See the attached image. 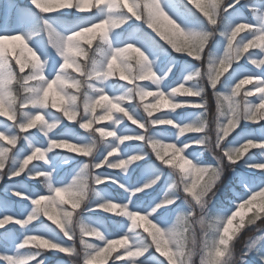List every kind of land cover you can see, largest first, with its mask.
<instances>
[{
  "label": "snow or ice",
  "instance_id": "obj_1",
  "mask_svg": "<svg viewBox=\"0 0 264 264\" xmlns=\"http://www.w3.org/2000/svg\"><path fill=\"white\" fill-rule=\"evenodd\" d=\"M29 3L0 21V264H264V235L236 251L264 232V0Z\"/></svg>",
  "mask_w": 264,
  "mask_h": 264
},
{
  "label": "rangeland",
  "instance_id": "obj_2",
  "mask_svg": "<svg viewBox=\"0 0 264 264\" xmlns=\"http://www.w3.org/2000/svg\"><path fill=\"white\" fill-rule=\"evenodd\" d=\"M5 5L9 2V0H3ZM14 2L19 5L20 7H23V8H29L31 7L30 3H29V0H14ZM252 235L251 236H256V235H264V232H259L255 229H252ZM247 242V239H245L244 241L240 242L238 245H237V248H236V251L239 252L240 249L244 246V244ZM60 259L59 257H51L50 260H51V264H56V260ZM194 261H195V264H199V256L197 257H194Z\"/></svg>",
  "mask_w": 264,
  "mask_h": 264
},
{
  "label": "trees",
  "instance_id": "obj_3",
  "mask_svg": "<svg viewBox=\"0 0 264 264\" xmlns=\"http://www.w3.org/2000/svg\"><path fill=\"white\" fill-rule=\"evenodd\" d=\"M4 5H5L4 1H3V0H0V10L3 11V9H4ZM27 8H28V7H27ZM250 233H251V231L245 232V233H244V237H243V239L240 240V242L244 241L245 238H246Z\"/></svg>",
  "mask_w": 264,
  "mask_h": 264
}]
</instances>
